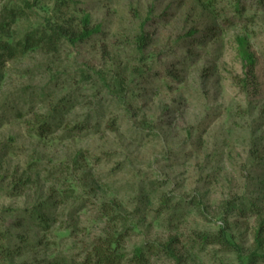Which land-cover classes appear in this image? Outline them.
<instances>
[{
  "label": "rangeland",
  "instance_id": "rangeland-1",
  "mask_svg": "<svg viewBox=\"0 0 264 264\" xmlns=\"http://www.w3.org/2000/svg\"><path fill=\"white\" fill-rule=\"evenodd\" d=\"M62 2L0 0V44L15 50L0 48V245L19 251L16 264H81L94 239L124 228L128 257L174 239L186 264H241L236 249L202 236L220 230L230 200L226 229L242 255L254 245L251 207L264 206V0ZM86 14L101 31L77 45L63 40L47 53L19 42L48 21L81 30ZM36 114L52 119L43 136ZM147 259L173 264L155 252Z\"/></svg>",
  "mask_w": 264,
  "mask_h": 264
},
{
  "label": "trees",
  "instance_id": "trees-1",
  "mask_svg": "<svg viewBox=\"0 0 264 264\" xmlns=\"http://www.w3.org/2000/svg\"><path fill=\"white\" fill-rule=\"evenodd\" d=\"M62 4H66L69 0H61ZM26 4H29V1H26ZM12 13H16L12 11ZM11 15V14H10ZM17 14L11 15L12 19L16 17ZM48 26V27H47ZM40 35H25L22 41H19L20 44H24L26 47H35L41 45L45 52L54 53L57 52L60 48V44L63 40L72 43L73 45H77L80 42H83L85 39L91 37L94 34H97L101 31L100 25L93 27L90 24V15H84V18L81 22V30L79 28L70 26H64L62 24H52L48 21V25ZM2 31H4V27L1 25ZM5 32V31H4ZM6 33V32H5ZM239 56L243 63L244 67H250L251 70L254 69V58L251 53H249L245 47V40L239 38ZM17 44V43H16ZM19 47V45L17 44ZM1 50L9 56H13L15 54L14 46L12 47L8 41H4V43L0 44ZM100 74V73H99ZM101 75V74H100ZM239 80L240 78H236ZM103 81L105 78L103 76ZM114 81L113 88H116L121 91V97L123 96L124 89L121 88L123 85L120 80H112ZM105 83V82H104ZM245 83V81H244ZM243 79L241 81V86H244V90H247L249 87L248 79H246V84L244 85ZM120 86V89L118 87ZM112 85L108 84V88H111ZM117 90L114 93H117ZM118 94V93H117ZM116 95V94H115ZM51 120L46 116L41 114H36V122L37 132L43 136L51 129ZM34 125V126H35ZM33 126V127H34ZM264 200V197H263ZM194 205L204 211L207 207L204 206L202 200H196ZM116 204L110 202L108 205H104V210L106 211L107 220L109 224L116 220L114 216V212L116 211ZM231 206V209H229ZM256 205L251 207L252 212L256 215L257 225L254 229V245L249 254L242 255L241 248L236 241H234L233 236L229 234V231L226 229L225 223L227 222V217L231 214L233 210L232 201L225 200V202L220 205V210L223 212V216H221L223 222L221 224L220 230L216 234H205L202 236L208 243L213 245H222L223 247L229 249H236L239 253V260L241 264H258V262H264V206L260 209L254 210ZM256 211V212H255ZM117 212V211H116ZM37 219L40 220L43 225L46 224V228L48 229V224L46 215L41 214L39 211L35 213ZM128 235V230L121 229H113L107 230L100 237L93 240L90 248L87 250L85 257L83 258L81 264H148V255L149 252H155L157 254H161L167 258H169L173 264H186L183 255H181L180 250L177 248L174 239H170L165 242L156 243L153 242L152 245H149L147 248L138 246L134 249L132 256L128 257L125 253L124 243L125 239ZM6 239V237L4 238ZM0 257L3 258L8 264H16L15 260L20 257L19 251L14 250L9 244L0 245ZM247 259V261H245ZM19 264H27V263H19ZM46 264H60L57 261H47Z\"/></svg>",
  "mask_w": 264,
  "mask_h": 264
}]
</instances>
